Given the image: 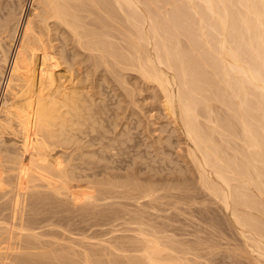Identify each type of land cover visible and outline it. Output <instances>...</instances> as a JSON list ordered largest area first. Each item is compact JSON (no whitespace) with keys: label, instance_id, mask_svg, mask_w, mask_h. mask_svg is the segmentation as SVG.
Listing matches in <instances>:
<instances>
[{"label":"bare ground","instance_id":"1","mask_svg":"<svg viewBox=\"0 0 264 264\" xmlns=\"http://www.w3.org/2000/svg\"><path fill=\"white\" fill-rule=\"evenodd\" d=\"M17 1L18 6L20 5L19 15L13 12ZM17 1L0 0V154L7 149L5 147L8 146L5 145L7 141H11L10 144L14 139L15 142L16 140L21 142L23 149L25 146L36 148L38 145L36 142L40 140L37 141L34 137L41 134L44 136L41 132L43 129L40 135L36 134L39 133L38 118L44 116L45 123L50 125L51 117L49 119L48 116L53 114L50 113L53 107L49 109L51 102L47 101L49 95H44L45 97L42 95L44 101H40L42 99L41 96L38 97L39 91L46 88L43 87V83L48 82L51 70L55 71L58 77L55 76L59 80L54 86L59 85L60 91L63 87L67 88L64 81L68 79L65 77L68 69L70 71L66 66L70 59L69 54H72L74 59L81 56V61L77 62L89 61L92 66L86 64L91 66L90 70L91 68L100 70L99 67L102 65L112 73L116 66H122L121 69L118 68L119 71L124 69L123 67L131 69L130 71L133 70L140 75L144 84L156 86L160 92V98L159 95L157 97L161 99L163 113L174 124L173 132L180 130L185 139L187 156L195 165L199 184L221 204L236 227L243 243L240 247L241 253L251 258L252 264H264V0ZM122 84L125 85V82ZM12 87L23 88L24 93L26 91L29 96L25 99L31 102L16 98L11 94L13 90L9 92ZM57 87L53 90H57ZM59 90L57 94L60 93ZM59 95L64 99L62 92ZM55 96L57 98V95ZM41 103L46 107L38 108L37 105ZM52 120L56 121L53 118ZM61 124L64 125L65 122ZM54 125L56 126V122ZM46 126L44 131L50 127ZM50 137L49 139H52V136ZM168 139L166 138V141ZM56 170L59 172L60 167ZM18 182L16 181L17 184ZM11 185L16 188L15 185ZM1 186L2 184L0 188ZM12 186L10 190L13 189ZM21 186L19 184V188ZM151 191L149 193L152 196L148 197L155 201L153 197L157 194ZM181 192L179 189V194ZM152 200L151 202H154ZM165 204L167 205L166 202ZM143 216L142 219L146 218ZM4 223L6 222L3 221ZM4 225L6 227H2ZM4 225L0 227V254L5 248L10 247L8 239H12L13 236L16 238L19 233L18 237L21 235V238L22 234L28 237L32 234L30 235L32 239L39 238L34 231L31 230L34 232L32 233L30 229L19 227L17 224L7 222ZM141 229L142 232L135 231L139 235L123 238L122 241L130 242L129 244L125 241L124 247L119 245L121 243L119 241L117 244L119 246L114 245L116 247L110 245V241L109 247L104 246L103 243L106 242L101 241L103 243L91 244L89 250L84 251H76L75 248L64 245L63 248L61 245L58 246L60 249L46 250L44 247L40 248L37 240L35 242L40 247H36L37 244L35 243V246L31 240L33 247L29 249L27 256L30 258L20 257L19 252L22 250H18L19 256L16 253L12 260L17 264H203L200 259L204 261L208 257L207 254L213 253L208 250L209 248H203L201 242H194L191 245H186L185 242L179 244L173 236L176 242L171 237L167 240L168 234L165 233L164 238L165 235L162 236L161 231L153 232H159L158 236L151 235L152 232L144 233L143 228ZM185 234L188 235V232ZM199 234L201 236V233ZM122 237H119L120 240ZM200 246L203 249L207 248L208 253L203 249L199 251ZM201 253H205L204 258ZM4 260L6 259L3 258L2 261Z\"/></svg>","mask_w":264,"mask_h":264},{"label":"rangeland","instance_id":"2","mask_svg":"<svg viewBox=\"0 0 264 264\" xmlns=\"http://www.w3.org/2000/svg\"><path fill=\"white\" fill-rule=\"evenodd\" d=\"M18 3L17 1L14 5L15 10L13 12L16 13V15H19L20 12V5L18 6ZM69 58L68 64L70 66L68 64L66 66L70 68V71L68 69L66 73L68 76L65 75L69 80L66 79L68 82L64 81L66 82L64 85H66L67 88L63 87L62 90L64 91H60L59 85L54 86V84L59 83V80L55 71L51 70V75H48L50 77L48 82L49 80L50 82L48 83L46 81L43 83V87L45 86L46 88L39 91L38 97L41 96L42 98L40 97V99L42 100L37 97L40 101H44V95H49L47 96V101L49 100L48 103L51 102V105L49 104V109L53 107L52 110L57 111L50 110V113H53L52 116L51 114L48 116L49 119L51 117V122L48 121L50 125L49 123L48 125L45 123L46 118H43L44 116L38 118L37 131H39V133L37 132L36 134L40 135L42 132L44 136L42 134L40 136L37 135L38 137L36 136L34 139L37 141L40 140L39 142L41 143L36 142V144L40 146L36 145V148L30 147L31 149L34 148L31 150L24 145L26 149H23L21 142H19V140L15 142L14 139V142L12 140L10 144L9 142L11 141H7L5 144H8V146H5L7 149L3 150L4 153L2 151L0 154V174L2 173L0 175V182L2 184L0 188V222L2 224H0L1 226L7 224V222L9 224H17L19 227L22 226L28 230L30 229V232L34 231L36 235L38 234L35 236L37 238L39 237L38 239H32V237H30L32 234L28 237V235L22 233V238L21 235L18 237L20 233L16 238L11 236V241L10 239L6 241L13 245L11 244V247L9 243L10 247L5 248L7 249L6 251H4L5 249L3 252L1 251L2 256H0V262L4 264H17L12 260L16 253L17 256H26V258L29 259L30 256L27 257L28 251L33 247V243L35 246L37 243H40L41 247L38 244L36 247L39 246L46 250H48V248L50 250L53 248L60 249V247L63 248L65 246L72 247L73 249L75 248L76 251H84L85 249L89 250L91 244L103 243L101 241L106 242L103 244L108 247L111 244L113 247H116L114 245H117L119 242H121L119 245L123 246V243L126 241H122L124 237L125 239L127 236V238L130 236L135 237L136 234L139 235L137 232L141 231V228H143L144 233L146 231L147 234L152 232L151 235L161 233L163 236L164 233L166 235L168 234L167 240L171 237L175 242L178 240L179 244L180 242H185L186 245H191L194 242H201L200 245H204L203 248L207 247L209 248L208 250L211 252L213 251V253H209L210 255L207 254L208 257L205 258L209 263H207L205 259L204 261L200 259L203 264H252L253 260L244 253H241L240 247L243 246L242 239L230 217L223 210L221 204L199 184V177L195 165L187 156L185 139L180 134V130L173 132L175 131L173 128L174 124H172L170 119L168 120V117L163 113L164 109L160 104L161 99H159L160 92H158L156 86H149L147 83L144 84L140 75H137L133 70L130 71L131 69L129 70L123 67L125 70L122 69L120 72L119 69H121L122 66H119L120 68L116 66L113 70L115 75H113L104 65H102L103 67H99L100 70H96V68H91L90 70L89 67H91L92 64H90L89 61L83 60V64L77 62L78 60L81 61V56H77L74 59V56L69 54ZM86 63H89L91 66ZM72 64H74V67ZM86 65L89 66L86 67ZM116 73L119 75L116 76ZM55 80L57 81L55 82ZM123 81L125 85L122 84L124 83ZM46 83L48 86H46ZM54 87H57L60 93L57 94V90H53ZM12 88H10L9 92L13 90L14 92L11 94L16 98L19 97V100L22 98L25 101L27 100L28 103L31 102L29 99H25L29 96H27L26 91L24 93L23 88ZM19 89L23 90L20 91ZM61 92L62 95L64 94V99L63 97L62 99L60 98L59 94H61ZM50 93L53 95L52 97ZM55 95H57V98ZM158 95L159 98L157 97ZM54 101L55 103H53ZM41 104H38L39 106L37 105V107H46L43 103ZM59 107H61V109ZM58 109L61 112L58 111ZM54 112L56 114L59 112L58 117ZM52 118L55 120L56 118L59 119L53 121ZM59 120H61V122H59ZM63 121L65 122L64 125L61 124ZM55 122L56 126L54 125ZM57 122L59 124H57ZM40 123H43V125ZM57 125L63 126L58 127ZM42 126L44 127L42 128ZM45 126L46 128L50 126L48 130L45 129V131L47 130L46 132L44 131ZM56 127L58 128L57 131ZM42 129L43 131H41ZM53 131L55 133H52ZM50 136H52V139H49L51 138ZM166 138L169 139L166 141ZM46 139L50 140V144L49 140L47 142ZM160 139L163 140L161 141ZM11 144L16 145L17 148L16 146L13 147ZM39 148H41V150ZM43 162H45V166ZM22 163H26L27 165L23 164V166ZM59 167L60 170L58 172L56 169H59ZM17 170H19V172H17ZM1 179H3L2 181L4 184ZM34 180L35 182H33ZM16 181H19L18 183L23 187L21 186L19 188V184H17ZM8 183L15 185L16 188L11 184L7 185ZM192 184H195V187ZM10 186H12V190H10ZM135 186H137V188ZM182 186L186 187L184 188ZM154 187L158 188V190L160 188V190L158 191L156 188L154 189ZM193 188L195 190H190ZM149 189H152V191L157 194L153 197V199H156L155 201L152 200L151 197H148L152 196L151 193H149L151 191ZM179 189L180 192L182 190L181 194H179ZM182 195L185 196L182 197ZM10 196L12 197L10 198ZM161 198H163V200ZM168 198H170L169 201ZM151 200L156 204L151 202ZM164 205H166L165 207L167 208H165ZM137 209L139 211H137ZM2 214L5 215L2 216ZM12 216L13 218H10ZM142 216L146 218L142 219ZM3 221L6 223L3 224ZM2 227L6 226L4 225ZM161 227L165 229V232L163 229L161 230ZM136 228L140 229L137 230ZM215 228L216 230H214ZM151 229L154 230L152 231ZM191 230L193 231L191 232ZM155 231L161 232L153 233ZM198 231L201 233V236ZM187 232L189 236L185 234ZM166 235L163 237L165 238ZM212 235L213 238H211ZM120 236H123L121 240L119 238ZM162 236L160 237L162 238ZM172 236L177 240H174ZM113 239H116V241ZM202 239L204 243H202ZM210 239L211 241H215L209 242L208 240ZM36 240L37 243L35 242ZM126 242L130 244L129 241ZM21 243H24V245H21ZM128 243L127 245H129ZM203 248L200 246L199 251ZM207 248L203 249V251L206 250L204 251L205 253H208ZM211 248H214V250ZM18 250H22L23 252H19ZM24 250L26 251L24 252ZM12 252L15 253L12 254ZM205 253H201L203 258L205 257V255H203ZM246 257H248V259ZM3 258L6 259L4 260L6 262L2 261Z\"/></svg>","mask_w":264,"mask_h":264}]
</instances>
